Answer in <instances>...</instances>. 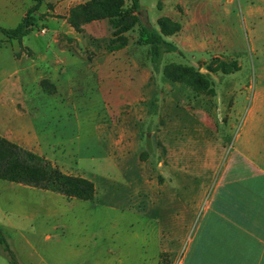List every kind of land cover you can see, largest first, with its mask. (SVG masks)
I'll use <instances>...</instances> for the list:
<instances>
[{
    "label": "rangeland",
    "instance_id": "374dc122",
    "mask_svg": "<svg viewBox=\"0 0 264 264\" xmlns=\"http://www.w3.org/2000/svg\"><path fill=\"white\" fill-rule=\"evenodd\" d=\"M11 1L17 16L5 21L1 7L0 27L15 28L35 5L0 4ZM86 1L43 0L38 27L28 36L10 41L0 32V92L9 87L3 112L33 119L38 137L27 149L68 175L93 181L96 198L70 200L0 180V226L20 264H142L154 253L159 264H186L264 84V4L142 0L147 17L140 16L147 25L158 28L154 22L163 12L178 23L198 21L186 34L194 41L175 39L180 54L152 58L150 48L138 43L137 25L122 32L130 20L93 21L77 32L70 11ZM119 46L120 65L128 72L118 75L117 99L104 100L115 90L93 89L94 77L83 70L106 66L105 56ZM216 59L236 62L239 69L211 74L207 67L218 65ZM179 64L209 74L214 94L166 78V68ZM73 66L82 73L69 74ZM20 87L28 98L16 103ZM5 126L2 121V136H14ZM0 264H9L1 246Z\"/></svg>",
    "mask_w": 264,
    "mask_h": 264
},
{
    "label": "crops",
    "instance_id": "0c3cea01",
    "mask_svg": "<svg viewBox=\"0 0 264 264\" xmlns=\"http://www.w3.org/2000/svg\"><path fill=\"white\" fill-rule=\"evenodd\" d=\"M258 1L264 4V0ZM140 3L141 6L145 7L147 10V7L142 4V0H140ZM180 3L188 17H195L192 10L184 6L182 2ZM212 4L214 6H219V1L213 2ZM1 7L3 10H6L5 13H3L5 21H10V19L17 16L15 1L4 2L0 4V10ZM156 7L158 8L157 4ZM160 12L162 13L163 11ZM163 13V16L156 18V21L162 17L169 16V14ZM21 17L23 19L22 15ZM156 21L154 23H157ZM179 23L182 25V31L179 33L180 36L177 38V35L168 37L177 47L178 45L175 43V39H180L181 42L186 39L195 40L194 35L190 34L189 37L186 34L189 28L197 26L198 21ZM183 43L184 42H182V44ZM121 51L124 50L113 51L110 55L105 56V62L108 63L106 66L95 65L93 68L83 67L85 70L73 66L70 67L73 72L71 71L69 74L75 72L81 74V70H83V73L94 77L91 82V87L93 86V89L115 90L114 94L111 92L104 100H116L117 91L119 89L118 75L128 72V67L124 68L120 65L118 53ZM95 64H97V62ZM1 75L2 73L0 70V77ZM36 80L37 79L34 81V89L36 90L35 96L38 93ZM130 84L132 86L133 83ZM84 86L85 85H82V88H84ZM30 87L32 90V83ZM125 88L129 89V87ZM5 89L6 92H3V95H8L9 92L7 90L9 87L6 86ZM3 95L2 92H0V136H2V121H5V131H8L7 129L11 127L15 132L13 134L14 136L4 135L2 137L27 149V147L32 146L31 144L35 141V138L38 137L33 119L27 115L21 116L18 113L8 114L3 112L2 106L9 102H4ZM19 95L20 98H18L17 102L14 98L12 101L21 103L28 98V95L24 93L22 87H20ZM29 98L31 99L33 96L30 95ZM126 98H128V95H126ZM234 142V161L228 164L229 167L224 176L221 192L213 205V209L207 213L204 225L199 227L194 236V240L191 242L189 257L184 259V263L187 260L186 264H264L263 83L261 84L260 91L256 93L254 108L244 120L242 130L239 132ZM113 145H115V143ZM160 166H162V164H160ZM80 177L85 178L84 176ZM163 200H165V198ZM154 254L150 256L146 255L143 258L142 264H159L160 258Z\"/></svg>",
    "mask_w": 264,
    "mask_h": 264
},
{
    "label": "trees",
    "instance_id": "16d2710c",
    "mask_svg": "<svg viewBox=\"0 0 264 264\" xmlns=\"http://www.w3.org/2000/svg\"><path fill=\"white\" fill-rule=\"evenodd\" d=\"M43 0H35V5L29 9L22 22L15 28L0 27V32L10 41L22 40L28 36L34 28L38 27L36 17ZM143 7L140 0H130L126 7L125 0H87L85 3L73 7L70 11L69 22L79 33L83 32L82 26L93 21L124 18L130 20L122 32H128L136 25L139 27L138 43L150 48L152 58H160L164 54L181 53L178 47L168 42L166 38L177 35L182 31V25L169 17H162L157 21V27L147 25L142 21L140 13ZM127 43H124V46ZM122 47H114L111 51L121 50ZM218 62L215 67L208 65L207 70L211 74L222 72L230 74L239 69L236 62ZM164 75L171 82L183 83L194 92L201 94L214 91L211 89L213 82L209 74H204L201 69L173 65L166 68ZM0 180L58 193L68 199L93 201L96 198V187L89 179L72 176L62 172L45 157L30 151L18 144L0 136ZM0 246L9 258V264H20L15 253L10 248L3 228L0 226Z\"/></svg>",
    "mask_w": 264,
    "mask_h": 264
},
{
    "label": "built area",
    "instance_id": "2783aa9c",
    "mask_svg": "<svg viewBox=\"0 0 264 264\" xmlns=\"http://www.w3.org/2000/svg\"><path fill=\"white\" fill-rule=\"evenodd\" d=\"M40 31H41L43 34H46V32H47V30L44 29V28H42Z\"/></svg>",
    "mask_w": 264,
    "mask_h": 264
},
{
    "label": "water",
    "instance_id": "95a60500",
    "mask_svg": "<svg viewBox=\"0 0 264 264\" xmlns=\"http://www.w3.org/2000/svg\"><path fill=\"white\" fill-rule=\"evenodd\" d=\"M140 14H143V15H145L147 17V11L146 10L141 12Z\"/></svg>",
    "mask_w": 264,
    "mask_h": 264
}]
</instances>
